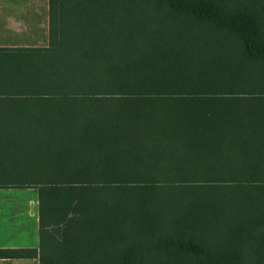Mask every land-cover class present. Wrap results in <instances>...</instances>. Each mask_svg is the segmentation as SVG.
<instances>
[{
	"label": "trees",
	"instance_id": "16d2710c",
	"mask_svg": "<svg viewBox=\"0 0 264 264\" xmlns=\"http://www.w3.org/2000/svg\"><path fill=\"white\" fill-rule=\"evenodd\" d=\"M48 36L0 49L39 236L0 260L264 264V0H49Z\"/></svg>",
	"mask_w": 264,
	"mask_h": 264
},
{
	"label": "crops",
	"instance_id": "0c3cea01",
	"mask_svg": "<svg viewBox=\"0 0 264 264\" xmlns=\"http://www.w3.org/2000/svg\"><path fill=\"white\" fill-rule=\"evenodd\" d=\"M48 34L49 0H0V49L47 47ZM24 206V209L18 210L10 208V214L3 219L21 217L35 219L37 238L32 239L30 244L19 243L22 236L28 233L26 226L22 222L12 226L4 225L1 230L10 237L9 241L12 243H0V248H38L37 200L29 199ZM35 259L0 260V262L30 263Z\"/></svg>",
	"mask_w": 264,
	"mask_h": 264
},
{
	"label": "rangeland",
	"instance_id": "374dc122",
	"mask_svg": "<svg viewBox=\"0 0 264 264\" xmlns=\"http://www.w3.org/2000/svg\"><path fill=\"white\" fill-rule=\"evenodd\" d=\"M8 156L0 154V182H13L20 181L24 179H31L27 177L31 176H21L19 173H11L9 170L13 169L12 167L19 168L20 160H12L6 158ZM19 161V162H18ZM29 163V162H28ZM30 164V163H29ZM28 166H31V164ZM22 166H25L23 163ZM23 177V178H22ZM33 179V178H32ZM37 200V189L36 188H0V243L7 242L5 244H10V237L5 235L1 228L4 225H15L20 224L22 222L26 228L28 233L23 235L21 241L19 243L22 244H30L31 240H35L37 238L36 222L35 219H26L25 217L21 218H11L4 220L3 218L10 214V208L24 209L25 203L29 200ZM8 212V213H6ZM5 214V215H4ZM3 219V220H2ZM35 231V232H34ZM33 232V233H32ZM18 237V236H17ZM9 263V262H7ZM25 262H14V264H24ZM3 264V262H0ZM25 264H38V259L36 258L33 262L25 263Z\"/></svg>",
	"mask_w": 264,
	"mask_h": 264
}]
</instances>
